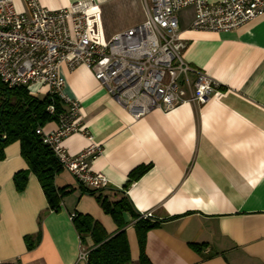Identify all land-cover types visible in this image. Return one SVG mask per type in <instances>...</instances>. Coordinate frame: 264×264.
Masks as SVG:
<instances>
[{"label": "crops", "instance_id": "obj_1", "mask_svg": "<svg viewBox=\"0 0 264 264\" xmlns=\"http://www.w3.org/2000/svg\"><path fill=\"white\" fill-rule=\"evenodd\" d=\"M26 12L23 0H14ZM78 1L39 0L57 11ZM102 31L108 36L112 13L141 6L143 0H95ZM194 8L178 13L184 60L220 84L210 101L197 106L186 103L164 113L154 111L134 118L108 94L86 66L60 67L64 95L79 103L80 131L62 141L70 156H78L92 143L102 153L90 170L103 174L110 187L122 190L131 172L151 169L130 185L127 196L140 214L152 212L157 229L147 235L145 254L151 264H264V19L229 32L192 29ZM44 97L41 85L27 87ZM65 105V110H68ZM57 122L43 128L45 134ZM0 162V264H87L80 260L94 247L87 238L82 245L70 219L89 215L106 233H118V225L105 214L95 197L68 171L56 177L58 188L72 192L52 212L35 175L23 192L13 177L28 169L19 143L5 148ZM116 201L121 194L107 191ZM132 264H139L140 248L135 221L124 215ZM33 237L34 248L25 240ZM197 246V247H195Z\"/></svg>", "mask_w": 264, "mask_h": 264}, {"label": "built area", "instance_id": "obj_2", "mask_svg": "<svg viewBox=\"0 0 264 264\" xmlns=\"http://www.w3.org/2000/svg\"><path fill=\"white\" fill-rule=\"evenodd\" d=\"M23 4L26 12H19L14 0H0V81L10 89L44 86L69 107L55 131L39 133L63 169L89 189L109 185L103 174L90 170L102 149L92 143L70 156L62 146L65 138L80 131L79 103L64 95L62 65L69 70L89 68L134 120L157 110L169 113L186 103L203 106L220 84L184 60L178 13L194 8L192 29L197 31L229 32L264 19V0H143L146 21L107 40L95 0L57 11L39 0ZM48 110L53 113L54 107ZM143 217L153 218V213ZM88 255L82 251L79 259L87 261Z\"/></svg>", "mask_w": 264, "mask_h": 264}, {"label": "trees", "instance_id": "obj_3", "mask_svg": "<svg viewBox=\"0 0 264 264\" xmlns=\"http://www.w3.org/2000/svg\"><path fill=\"white\" fill-rule=\"evenodd\" d=\"M54 107L51 113L49 107ZM65 104L55 94L44 97L30 94L27 87L10 89L0 81V162L4 160V150L13 143H19L21 156L28 165V169L17 172L14 185L18 192L25 191L31 174L38 179L44 192L49 208L52 212H59L62 199L72 192V189L58 188L56 177L64 171L52 148L44 143L40 130L52 122L59 121V116L65 113ZM151 166H140L131 172L128 184L117 190L108 185L101 189H89L81 183L84 193L95 197L105 214L112 217L118 225L117 234L110 236L100 223L89 215L76 214L72 220L80 237L82 245H86L87 238H91L94 247L88 255L87 264H132L130 244L127 237L124 215L129 214L135 221L140 258L139 264H151L145 254L147 235L159 228L160 223L153 218L145 219L138 213L130 198L127 196L131 184L144 176ZM107 191L121 194V198L113 201ZM28 248H34L33 237L25 238ZM197 247V246H195Z\"/></svg>", "mask_w": 264, "mask_h": 264}, {"label": "rangeland", "instance_id": "obj_4", "mask_svg": "<svg viewBox=\"0 0 264 264\" xmlns=\"http://www.w3.org/2000/svg\"><path fill=\"white\" fill-rule=\"evenodd\" d=\"M144 13L139 5L133 6L131 9H127L126 11H118L117 13H112L109 22H108V36L106 35V39H111V36L115 32L124 30L128 27H132L139 22L143 21Z\"/></svg>", "mask_w": 264, "mask_h": 264}]
</instances>
